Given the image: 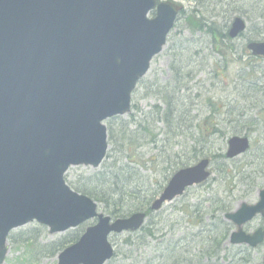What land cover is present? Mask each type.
<instances>
[{
  "label": "water",
  "instance_id": "obj_1",
  "mask_svg": "<svg viewBox=\"0 0 264 264\" xmlns=\"http://www.w3.org/2000/svg\"><path fill=\"white\" fill-rule=\"evenodd\" d=\"M182 8L171 0H0V264L8 233L33 221L55 234L95 219L56 264H104L114 254L111 233L142 227L145 212L112 218L64 175L70 166L100 165L108 148L104 121L130 112L132 91ZM244 29L235 17L228 35ZM246 48L264 57V41ZM227 141V158L249 148L245 135ZM209 176L208 158L178 169L150 209ZM257 214L264 217V188L255 203L224 214L234 225L229 244L263 241L264 228L243 230Z\"/></svg>",
  "mask_w": 264,
  "mask_h": 264
},
{
  "label": "rangeland",
  "instance_id": "obj_2",
  "mask_svg": "<svg viewBox=\"0 0 264 264\" xmlns=\"http://www.w3.org/2000/svg\"><path fill=\"white\" fill-rule=\"evenodd\" d=\"M172 1L182 3L184 12L178 14L165 46L136 84L130 112L104 121L108 142L105 158L97 168L69 167L65 181L72 187L81 175L108 173L111 164L118 161L116 165L134 173L133 178L141 184L136 191L138 199L129 196L118 204L120 209L123 207L122 216H128L130 208L149 207L181 162H191L194 154L198 159L207 157L210 177L152 211L144 224L151 233L139 230L109 236L114 255L105 264H169L165 255L177 245V240L182 249L196 252L218 224L228 228L221 252L227 256L225 262L230 256L242 255L249 258L247 264H260L264 242L254 248L229 244L234 226L223 216L243 201L255 203L258 191L264 188V59H253L245 48L249 40H264V0ZM192 13L205 21H214L218 28L229 26L239 16L245 20L246 30L229 42L223 57L214 51L205 28L198 30L188 24L187 16ZM165 99L173 103L181 128H175L174 119L167 134L162 135L166 124L155 113V106L165 110ZM205 117L209 119L206 124L217 123L218 132L210 137L205 134L206 124L201 122ZM151 134H156L153 142L149 140ZM234 135H247L249 149L232 159L220 157L225 154L227 140ZM124 178L119 176L120 180ZM96 203L98 211L116 217L111 213L112 206ZM94 223L95 219H89L55 234H49L46 226L35 221L15 228L8 235V253L3 264H56L57 254H35L28 238L38 245L59 243L73 234L80 236L85 227ZM261 225L262 217L256 215L243 229L251 232Z\"/></svg>",
  "mask_w": 264,
  "mask_h": 264
},
{
  "label": "trees",
  "instance_id": "obj_3",
  "mask_svg": "<svg viewBox=\"0 0 264 264\" xmlns=\"http://www.w3.org/2000/svg\"><path fill=\"white\" fill-rule=\"evenodd\" d=\"M184 10L181 11L183 13ZM187 22L190 25H193L194 28L198 30H202L205 28V32L209 34L210 41L213 45L214 51L221 54V56H226L225 51L229 49L230 46L229 42L233 39L228 37L227 30L229 26L224 28H218L215 25L214 21H205L202 17L197 16L196 14H189L187 16ZM228 53L230 52L227 51ZM253 59H262L261 57H252ZM173 70V67L171 66ZM177 73V72H176ZM177 82H175L176 84ZM178 85V84H176ZM166 100V99H165ZM167 108L161 111L157 106H155V113L160 117V120L166 124V128L162 135H166L169 131L170 124L172 120H176L175 128H181V121L177 118V113L174 114L175 108L173 107V103L171 100H166ZM213 106V105H212ZM172 116V118H169ZM118 117V116H116ZM169 118V119H168ZM208 117L202 119V123H208ZM201 123V124H202ZM217 123H212L211 125L206 124V135L208 137L216 134L218 132V128L216 127ZM144 130H146L144 128ZM125 138H123L124 140ZM122 140V143H123ZM150 142L156 140V134H151V138H149ZM129 143L131 141L129 140ZM128 144L126 145V147ZM136 147L133 148L135 151ZM220 157H225L224 154H220ZM190 159L191 162L195 160H199V156L194 154ZM226 158V157H225ZM130 162L134 165L136 162L130 159ZM191 162H181L180 168L188 166ZM118 161H115L109 167L108 173L101 172L96 173L88 176L81 175L76 182H73L72 188L82 194L90 196L96 201L107 203V206H112L111 213L114 216H122L123 207L120 209L118 204H123L124 201L129 196H133L135 199L137 198V192L141 189V184L137 178H133L135 175L134 173L131 174L124 166L120 167L116 164ZM107 173V175L105 174ZM123 175L124 180H120L119 176ZM112 203H109L110 200ZM141 209H132L128 210V214L130 212H135ZM146 214L149 215L151 213L149 207L145 208ZM139 230H147L148 233H151L147 227L143 226ZM138 230V231H139ZM137 232V231H136ZM128 233H135V232H128ZM76 235V234H75ZM74 234L69 236V239H64L59 243H47L43 245L35 244V240L32 238H28L30 240L31 247L33 246L34 249L32 250L35 254H43V252H47L49 255L57 254L66 243L75 241L79 235L75 236ZM228 235V228L225 225H219L218 228L214 229L213 231H209L208 234L204 237L203 242L199 250L196 252H190L189 250L182 249L181 241L177 240L175 242L174 247L172 249H168L165 255V260L169 262V264H247L249 262V258L246 256H230L229 261L225 262V258L227 256L221 255V252L224 250L222 247L223 241L227 238ZM129 240H126L128 242ZM28 251L29 246L27 247ZM224 259V261H223Z\"/></svg>",
  "mask_w": 264,
  "mask_h": 264
},
{
  "label": "flooded vegetation",
  "instance_id": "obj_4",
  "mask_svg": "<svg viewBox=\"0 0 264 264\" xmlns=\"http://www.w3.org/2000/svg\"><path fill=\"white\" fill-rule=\"evenodd\" d=\"M258 228H264V218H262V225L261 226H258L255 230H257ZM255 230H253V231H255ZM253 231H251V232H253ZM264 242V241H263ZM262 242V243H263ZM260 264H264V261H263V259H262V263H260Z\"/></svg>",
  "mask_w": 264,
  "mask_h": 264
}]
</instances>
